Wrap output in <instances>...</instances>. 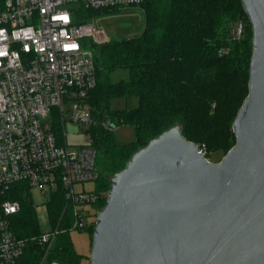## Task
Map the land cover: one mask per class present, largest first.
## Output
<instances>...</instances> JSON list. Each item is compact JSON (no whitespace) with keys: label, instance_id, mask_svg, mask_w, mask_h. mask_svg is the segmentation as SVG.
Wrapping results in <instances>:
<instances>
[{"label":"trees","instance_id":"obj_1","mask_svg":"<svg viewBox=\"0 0 264 264\" xmlns=\"http://www.w3.org/2000/svg\"><path fill=\"white\" fill-rule=\"evenodd\" d=\"M139 9L144 24L136 36L86 43L93 53L96 75L88 101L94 115L91 137L99 172L97 189L105 192L109 179L136 150L176 124L205 157L213 151L226 153L235 142L232 121L248 94L252 32L240 0H146ZM99 10L75 5L72 17L76 23L91 21ZM238 17L244 18L245 25L243 35L236 38L231 29ZM116 69H126L128 80L113 82L111 73ZM121 96L137 98V105L110 109L111 99ZM107 121L114 127L130 125L134 140L117 144ZM55 129L59 130L58 123ZM4 199L20 205L9 217L15 235L27 239L20 264H38L40 248L28 240L38 234V228L27 184H12L0 193V201ZM104 204L102 199L94 206ZM64 207L59 189L51 194L47 210L62 227L69 224ZM89 229L92 234L94 227ZM81 259L68 233H60L48 261L80 264Z\"/></svg>","mask_w":264,"mask_h":264},{"label":"water","instance_id":"obj_2","mask_svg":"<svg viewBox=\"0 0 264 264\" xmlns=\"http://www.w3.org/2000/svg\"><path fill=\"white\" fill-rule=\"evenodd\" d=\"M240 1L252 50L234 144L211 162L178 124L149 139L109 179L89 264H264V0Z\"/></svg>","mask_w":264,"mask_h":264},{"label":"built area","instance_id":"obj_3","mask_svg":"<svg viewBox=\"0 0 264 264\" xmlns=\"http://www.w3.org/2000/svg\"><path fill=\"white\" fill-rule=\"evenodd\" d=\"M144 1L0 0V193L17 182L43 194L61 189L69 213L66 227L58 222L28 239L42 249L38 264H62L48 261L55 238L84 229L88 206L107 198V191L75 189L99 176L91 135L84 133L83 142L70 148L64 131L58 133L53 123L60 119L63 127L66 115L76 124L93 121L88 98L96 75L86 43L104 39L92 21L74 22L73 7L101 9ZM244 25L239 17L232 36L241 37ZM19 209L16 200L0 201V264H20L27 239L9 226V217ZM91 216L95 219L96 213Z\"/></svg>","mask_w":264,"mask_h":264},{"label":"rangeland","instance_id":"obj_4","mask_svg":"<svg viewBox=\"0 0 264 264\" xmlns=\"http://www.w3.org/2000/svg\"><path fill=\"white\" fill-rule=\"evenodd\" d=\"M112 8H101L95 14V17L91 19V21L102 33L104 41H111L124 37H133L142 31L144 19L142 13L140 12L139 5ZM103 9L109 10L103 11ZM128 77L129 75L126 69H116L111 73V80L113 82H117L121 79L128 80ZM136 105L137 98H125L121 96L112 98L109 107L110 109L115 110L132 108ZM53 110L55 113L56 109ZM91 113L93 117L94 115L92 110ZM59 120L60 119H58L57 121V118H54L53 123L60 124L58 133H63L64 131V133L66 134V143L70 148H77L79 144L83 142L84 133H89L91 135V129L94 125V121L87 125L72 123L71 121H69V118L66 115L64 118V125L62 127ZM111 130L113 138L117 144H125L134 140L135 136L133 128L128 124H118ZM224 154L225 152L220 150L210 152L207 156V160L211 162H217L223 157ZM98 183L99 179L90 182H84L81 185L76 184L75 189H97ZM28 192L30 195L31 205L35 213L38 233L54 227L57 223L51 219L47 210V203L50 200L51 194H43L37 187L28 189ZM99 210L97 207H93L91 209V207L88 206L86 216L84 218L86 224L85 228L82 230H71L67 232L75 252L82 256L80 264H89V254L92 238V234H90L91 230L89 228H91V226L93 228V220L95 222V219L91 216V214L93 215L94 213H96L97 215ZM91 218L93 219L92 221ZM41 250V248L37 249V252L41 254Z\"/></svg>","mask_w":264,"mask_h":264}]
</instances>
